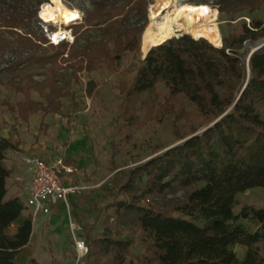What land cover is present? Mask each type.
<instances>
[{
    "label": "trees",
    "instance_id": "obj_1",
    "mask_svg": "<svg viewBox=\"0 0 264 264\" xmlns=\"http://www.w3.org/2000/svg\"><path fill=\"white\" fill-rule=\"evenodd\" d=\"M88 1L90 9L82 23L71 26L73 43L52 45L36 16L47 0H0V56L8 52L15 56L0 69V86L23 98L9 107L16 113L15 121L28 123L41 114L38 130L45 132L44 118L56 115L63 99H72L70 88L78 74L103 69L114 73L123 55L140 51L149 0ZM211 1L218 14L230 17L264 4V0ZM263 25L255 22L241 35L223 38L221 48L188 34L171 38L147 52L130 84L117 85L121 103L115 133L142 127L155 119V112L165 117L178 96L193 105L206 127L232 110L161 155L115 171L101 187L110 201L101 208L90 202L93 223L77 221L88 247L86 264L100 262L104 255L109 260L101 264H125L134 241L121 237L124 232L138 233L145 245L144 253L129 264H264L257 248L264 244V211H253L252 219L260 226L253 233L239 223L247 215L233 213L236 194L264 190V118L257 110L264 102V49L251 56L242 92L244 66L235 51ZM158 84L167 90L162 105L154 95ZM95 90L96 82L90 79L85 93L91 97ZM33 92L39 100L33 99ZM141 109L143 119L138 117ZM119 122L123 124L118 127ZM21 146L18 138L0 136V264H16L15 258L31 241L32 217L19 198L6 199L11 174L6 155L22 153ZM71 208L77 217V207L71 204ZM100 216L103 233L94 238ZM11 226L14 232L6 234ZM235 245L246 248L242 260L232 250Z\"/></svg>",
    "mask_w": 264,
    "mask_h": 264
},
{
    "label": "rangeland",
    "instance_id": "obj_2",
    "mask_svg": "<svg viewBox=\"0 0 264 264\" xmlns=\"http://www.w3.org/2000/svg\"><path fill=\"white\" fill-rule=\"evenodd\" d=\"M61 1L67 8L77 9L81 14V19L84 18V13L90 9L88 0ZM156 1L149 0L146 14L147 25L149 22V8ZM189 1L187 2L189 3ZM206 5L213 12L216 11V14L209 17L205 24H215L220 32L221 40L231 35H241L244 27L251 29L252 23L261 22L264 24V4L253 12L244 11L232 17L218 14L211 0ZM38 12L39 10H37L36 16L40 21ZM78 23H82V20ZM58 25L60 24L50 23L47 28L55 31ZM32 27L36 28L37 24L34 23ZM184 34L181 33V35ZM261 41H264V25L262 30L246 40L241 48L235 50L244 66L243 84L247 79L245 59L256 48V43ZM12 57L15 56L9 52L0 56V69L5 67L6 63L13 59ZM143 60L140 49L138 53L123 55L120 67L114 73L103 69L90 74L86 72L78 74L79 80L73 83L70 88L73 93L72 99H63L61 110L56 115H48L44 118L47 128L43 133L38 130L41 114L32 117L28 123L14 120L16 113L10 111L9 107H14L23 98L12 90L0 86V136L18 138L21 141L22 148L26 149L27 152L26 156H19L21 162L29 168L26 163L28 158H43L46 161H51L60 157L77 169L80 183L84 187L80 195L74 197V199L69 198L67 204L61 205L59 213L43 218L41 223L39 219L34 221L33 238L28 245V251L36 256L33 260H29L28 264H86L85 257L87 254L83 258H79L74 248V235L81 237L85 242L84 234L81 231L73 235L70 230V222L78 224L77 221L80 218L82 223H93L95 215L90 202L92 201L97 207L101 208L110 201L101 192V187L112 180L115 171L129 170L138 166L181 144L191 136L200 134L206 128L204 118L196 112L193 105L182 96H178L171 102V107L165 117L161 116V112H155V119L146 122L142 127L130 130L122 128L115 133L114 122L117 119L121 103L117 85L130 84ZM90 79L96 82V90L91 97L85 93ZM2 81L6 83L8 78L3 76ZM154 95L162 105L163 100L167 97L165 86L158 84ZM32 96L34 100H39L36 93L33 92ZM257 110L260 116L264 118L263 101L258 103ZM138 117L140 119L144 118L143 109L139 111ZM122 124V122H119L118 127ZM10 161L12 160L8 159V162ZM11 173H14V171H11ZM11 178L14 183L20 185L21 190L24 188L25 181L23 179L15 180L13 175ZM181 196L182 194L178 193L175 197L179 198ZM168 198H171V196ZM71 204H75L77 207V217L74 216ZM258 210L264 211L263 189H249L235 195L233 213L235 215L242 213L247 215V218H242L239 223L249 233L260 229L259 224L252 219L253 211ZM109 212L112 213V210H109ZM98 219L93 229L94 238H99L103 233V216ZM78 225L81 228V225ZM121 237L125 239L133 238L134 244L129 249V257L125 264L134 262L144 253V243L139 241L140 236L138 233L133 235L124 232ZM85 245L88 253L87 244L85 243ZM257 248L260 256L264 258V244L257 245ZM232 250L239 260L244 258L246 252L244 246L235 245ZM108 260L109 256L104 255L101 257L100 262L92 261L90 264H101Z\"/></svg>",
    "mask_w": 264,
    "mask_h": 264
},
{
    "label": "bare ground",
    "instance_id": "obj_3",
    "mask_svg": "<svg viewBox=\"0 0 264 264\" xmlns=\"http://www.w3.org/2000/svg\"><path fill=\"white\" fill-rule=\"evenodd\" d=\"M188 0H157L148 11V25L142 34V57L152 47L171 38L189 34L194 39L203 38L215 47H221V35L215 24L205 21L216 14L207 5H193ZM40 18L46 23L71 25L81 19L75 8H67L61 0H49L41 5ZM263 42V41H262ZM245 73L249 77L248 57L245 59Z\"/></svg>",
    "mask_w": 264,
    "mask_h": 264
},
{
    "label": "built area",
    "instance_id": "obj_4",
    "mask_svg": "<svg viewBox=\"0 0 264 264\" xmlns=\"http://www.w3.org/2000/svg\"><path fill=\"white\" fill-rule=\"evenodd\" d=\"M41 5L38 7L39 11ZM38 18L41 21L40 28L44 34L49 35L50 44L73 43L74 35L71 29L73 24H60L55 31H49L47 26L50 23L44 22L40 18L39 12ZM79 21L74 25L79 24ZM26 163L29 165L31 178L25 187L23 205L33 221L38 217L51 216L55 208L67 204L69 198L77 197L84 190L78 180L77 169L60 157L51 161H46L43 158H28ZM70 230L73 235L81 232V228L76 222H70ZM74 248L79 258H83L87 254L84 240L75 235Z\"/></svg>",
    "mask_w": 264,
    "mask_h": 264
},
{
    "label": "crops",
    "instance_id": "obj_5",
    "mask_svg": "<svg viewBox=\"0 0 264 264\" xmlns=\"http://www.w3.org/2000/svg\"><path fill=\"white\" fill-rule=\"evenodd\" d=\"M6 138H8V137H6ZM21 148H22V146H21ZM22 150H23L22 153L8 152L7 155H6L5 164H6L7 168L10 170V172L14 171V173H11L10 177L6 181V189H7L6 199L11 198V197H17L23 203L25 187H26V184L28 183V181L31 178V174L28 171L29 170L28 166L25 163L21 162V159L19 157L20 155L21 156L22 155H25V156L27 155L26 149L22 148ZM8 159L12 160V161L8 162ZM12 175H13L15 180L23 179L25 181V186H24V188L22 190L19 188L20 185H18V184L13 182V179L11 178ZM78 180H79V176H78ZM79 182H80V180H79ZM73 205H75V204H73ZM60 209H61V205H59L57 208H55L53 210L51 216H53L54 214L59 213ZM51 216H49V217H51ZM43 218H48V217H38L36 219H39L40 223H41V220ZM34 221H33V225H34ZM40 226H41V224H40ZM13 232H14V228L12 226L7 228V229H5V233L6 234H12ZM32 238H33V229H32V234H31V240H32ZM22 251H23V253L19 254L15 258L16 264H28V261L29 260H33L35 258V256H36V255H33V253H30L28 251V246L25 247Z\"/></svg>",
    "mask_w": 264,
    "mask_h": 264
},
{
    "label": "water",
    "instance_id": "obj_6",
    "mask_svg": "<svg viewBox=\"0 0 264 264\" xmlns=\"http://www.w3.org/2000/svg\"><path fill=\"white\" fill-rule=\"evenodd\" d=\"M180 36H182V35H180ZM180 36H178V37H180ZM175 38H177V37H175ZM221 47H222V43H221ZM221 47H217V48H221ZM264 49V41L262 42H257L256 43V48L255 49H253L250 53H249V55H248V62L250 61V58H251V56L254 54V53H256V52H259V51H262ZM150 50V49H149ZM148 50V51H149ZM146 56V55H145ZM145 56H144V58H145ZM249 76H250V65H249ZM248 79H249V77H247V79L245 80V82H244V84H243V86H242V88H241V92L245 89V87H246V85H247V83H248ZM240 92V93H241ZM232 110V108L231 109H229L224 115H222L221 117H219L217 120H215L211 125H209L208 127H206L205 129H203L202 130V132L203 131H205V130H207L208 128H210V127H212L214 124H216L217 122H219L228 112H230ZM201 132V133H202ZM196 135H198V134H196ZM187 140V139H186ZM185 141V140H184Z\"/></svg>",
    "mask_w": 264,
    "mask_h": 264
}]
</instances>
